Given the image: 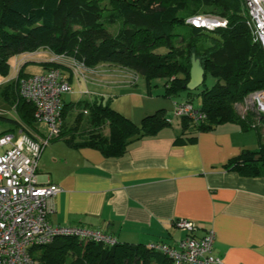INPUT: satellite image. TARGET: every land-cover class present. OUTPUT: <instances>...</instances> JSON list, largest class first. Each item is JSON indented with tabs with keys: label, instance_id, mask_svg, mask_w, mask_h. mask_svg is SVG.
Instances as JSON below:
<instances>
[{
	"label": "trees",
	"instance_id": "16d2710c",
	"mask_svg": "<svg viewBox=\"0 0 264 264\" xmlns=\"http://www.w3.org/2000/svg\"><path fill=\"white\" fill-rule=\"evenodd\" d=\"M196 15L219 17L227 24L208 29L187 22ZM159 47L166 51H157ZM44 48L74 55L94 69L109 64L133 70L148 85L163 79L166 97L182 91H188L187 102L201 97L199 107L205 116L199 121L181 117L183 134L193 140L194 133L224 123L256 130L259 148L245 149L227 166L244 176L264 177V115L252 110L241 115L235 107L250 93L264 90V50L253 40L245 0H0V77L10 75L19 55ZM193 55L201 60L205 81L190 91L185 87ZM45 64L47 70L62 67ZM21 76H27L22 69ZM209 76L216 79L212 86L207 84ZM0 87L6 103L19 115V120H10L33 135L35 107L21 97L18 79ZM171 124L165 109L138 124L108 104L82 100L63 103L55 139L120 158L132 142L155 136ZM31 252L36 264H175L167 254L142 243L118 241L107 246L71 236L34 246Z\"/></svg>",
	"mask_w": 264,
	"mask_h": 264
},
{
	"label": "crops",
	"instance_id": "0c3cea01",
	"mask_svg": "<svg viewBox=\"0 0 264 264\" xmlns=\"http://www.w3.org/2000/svg\"><path fill=\"white\" fill-rule=\"evenodd\" d=\"M52 53L44 48L15 61L21 62L26 75L45 73ZM30 62L37 70L29 68ZM59 69L71 86L62 95L63 103L98 100L138 124L159 109L169 114L186 98L166 97L165 86L155 96L152 86L157 81L145 87L131 82L130 73L120 66L98 65L87 72L86 80L66 67ZM1 118L19 120V115ZM11 122L0 135L18 134L21 128ZM171 123L155 136L132 142L120 158H106L92 147H73L63 138L52 140L37 169L41 185L62 188L51 199L50 221L100 229L119 242L176 247L186 234L176 221L188 219L198 224V236L215 232L214 253L224 264H264V177L244 176L227 166L245 149L259 148L258 132L224 123L194 133L196 138L190 140L192 135L183 134L181 119ZM30 130L42 137L48 126L36 123Z\"/></svg>",
	"mask_w": 264,
	"mask_h": 264
},
{
	"label": "built area",
	"instance_id": "2783aa9c",
	"mask_svg": "<svg viewBox=\"0 0 264 264\" xmlns=\"http://www.w3.org/2000/svg\"><path fill=\"white\" fill-rule=\"evenodd\" d=\"M245 7L253 40L259 42L264 50V0H245ZM187 22L208 29L227 24L225 19L210 15H196ZM49 61L70 69L76 77L85 80L87 72H94V68L67 53H52ZM16 63L12 66L11 78L7 77L6 82L18 79L21 97L34 105L37 123L47 124L48 132L42 137H35L27 130L20 129L17 135H0V147H7L0 154V264H36L31 248L52 243L58 237L71 236L84 242L94 241L107 246L118 244L117 237L100 229L58 225L50 221L54 211L51 199L62 188L51 183L41 185L37 169L43 150L60 134L62 95L71 91V86L63 79L59 68L19 77L22 65L21 62ZM126 71L131 75V82L137 81L138 73ZM14 73L15 77L12 76ZM235 107L241 115L250 110L264 115V90L250 93ZM173 112L177 118L187 117L193 121H199L205 116L199 106L187 101L175 103ZM176 225L186 233L176 247L165 243H150L148 248L167 254L175 264H224L222 258L214 253L216 234L213 230L198 236L199 227L194 221L179 219Z\"/></svg>",
	"mask_w": 264,
	"mask_h": 264
},
{
	"label": "rangeland",
	"instance_id": "374dc122",
	"mask_svg": "<svg viewBox=\"0 0 264 264\" xmlns=\"http://www.w3.org/2000/svg\"><path fill=\"white\" fill-rule=\"evenodd\" d=\"M157 51L163 52V51H166V48L159 47L157 49ZM33 61H36V60H33ZM15 62L16 61L14 60L12 65H14ZM28 66H29L30 69L37 70V68H38V65L35 64V63H33V62H30L28 64ZM27 71L28 72H34V71H30V70H27ZM156 81H157L158 85H153L152 86V89L154 91L153 95H155V96L158 95L157 92H159V91L163 92V90H164V82H165L163 79H157ZM138 82H140L139 84H141L142 86L145 87L146 80L139 73H138V77H137V83ZM215 82H216V79L214 77L209 76L207 78V84H208V86H212ZM5 83H7L6 80H4L3 77H0V85H4ZM1 91H2V87H0V131L1 130H4L7 126H11L12 125V122L11 121L6 120L4 118H1V116H3V117H10V118L11 117L12 118L16 117V113H15V109H14L15 107L12 108L8 103H6V101L2 97ZM182 95H188V91H182L181 95L180 96H176L175 99L182 100L183 99V96ZM195 96L196 97L193 99L194 105H196V106L201 105V97H199L197 95H195ZM170 99L171 98H166L165 100L166 101H171ZM173 110H174V108H173ZM173 110L170 111V109H169V114H168V111H167V115L172 116L171 117L172 122L174 124H176L177 121H180V118H176L175 117ZM38 125L45 126L47 124H45L44 122H38ZM6 148H7L6 146L0 147V154L4 153L5 150H6Z\"/></svg>",
	"mask_w": 264,
	"mask_h": 264
},
{
	"label": "water",
	"instance_id": "95a60500",
	"mask_svg": "<svg viewBox=\"0 0 264 264\" xmlns=\"http://www.w3.org/2000/svg\"><path fill=\"white\" fill-rule=\"evenodd\" d=\"M191 72L190 81L187 83L186 87L188 90L193 91L199 88L205 81V70L202 66L201 60L195 55L191 58Z\"/></svg>",
	"mask_w": 264,
	"mask_h": 264
}]
</instances>
